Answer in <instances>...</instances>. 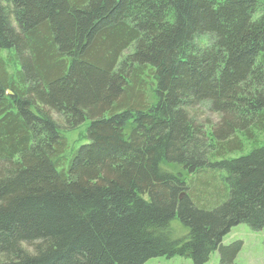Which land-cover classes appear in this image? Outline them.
I'll return each instance as SVG.
<instances>
[{
    "label": "trees",
    "instance_id": "trees-1",
    "mask_svg": "<svg viewBox=\"0 0 264 264\" xmlns=\"http://www.w3.org/2000/svg\"><path fill=\"white\" fill-rule=\"evenodd\" d=\"M1 50L0 264H235L224 236L264 227V145L227 157L264 132V0H0Z\"/></svg>",
    "mask_w": 264,
    "mask_h": 264
},
{
    "label": "rangeland",
    "instance_id": "rangeland-1",
    "mask_svg": "<svg viewBox=\"0 0 264 264\" xmlns=\"http://www.w3.org/2000/svg\"><path fill=\"white\" fill-rule=\"evenodd\" d=\"M0 57L3 61V65L8 75L11 74L12 68L8 66V63H10L9 52H7L6 50H1ZM16 65L18 66L19 63L16 62ZM199 108L204 113H206L203 116L204 118L208 117L212 122L217 121L218 115L212 113L209 110L208 104H201ZM55 116L58 117V114H55ZM90 122L91 120L87 118L83 123L79 124L75 128H62V131L66 136L68 142L67 158H71L74 148L77 149L81 144L89 141L87 137H84L82 139L79 138L81 137L80 134H87V128L90 125ZM239 135L244 142L243 148L241 150H237L234 153H230L227 157H238L241 155H245L250 153L254 148L264 145V132H257L256 137L252 138L245 137L242 134ZM206 207L212 208L213 206ZM171 226L177 236H186L189 233V228L184 225L178 217L171 222ZM239 240L243 242V247L234 260L235 264H264V227L261 229H252L246 223H239L233 226L230 232H228L224 236L223 244L230 245L233 242ZM145 264H194V262L191 258L176 255L173 257H153L147 260ZM206 264H221L220 250H215L211 254V257Z\"/></svg>",
    "mask_w": 264,
    "mask_h": 264
}]
</instances>
